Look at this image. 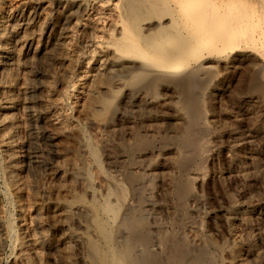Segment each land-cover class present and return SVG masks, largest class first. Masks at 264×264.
<instances>
[{
	"label": "bare ground",
	"instance_id": "bare-ground-1",
	"mask_svg": "<svg viewBox=\"0 0 264 264\" xmlns=\"http://www.w3.org/2000/svg\"><path fill=\"white\" fill-rule=\"evenodd\" d=\"M103 3L64 6L59 15L67 19L65 31L58 38L60 17L45 10V0H0V175L20 212L15 225L0 206V252L14 243L15 264H41L46 249L54 252V264H184L177 259L171 220L164 215L162 223L159 217L170 209L152 197L138 202L141 191L129 192L110 177L99 141L76 117L86 111L90 123L107 126L122 100L136 107L143 101L166 103L167 98L157 96L162 91L179 95L187 113L200 90L219 96L223 107V93L214 82L221 80L222 86L231 72L244 73L240 91L264 99V0ZM75 46L89 50L77 55ZM247 106L251 111L256 103ZM236 110L245 111L243 105ZM76 133L71 142L76 153L66 161L69 175L58 172L61 180L53 193L41 188L46 206L19 203L18 195L35 187L34 177L51 172L54 163L45 161L51 149L44 142L60 158L59 136L68 139ZM184 144L188 148L193 141ZM93 166L110 184L106 189H96ZM77 182L82 189L75 188ZM46 221L52 233L44 229Z\"/></svg>",
	"mask_w": 264,
	"mask_h": 264
},
{
	"label": "rangeland",
	"instance_id": "rangeland-1",
	"mask_svg": "<svg viewBox=\"0 0 264 264\" xmlns=\"http://www.w3.org/2000/svg\"><path fill=\"white\" fill-rule=\"evenodd\" d=\"M114 1L45 0V10L57 19L64 6L90 2L96 7V4ZM59 19L58 29L56 28L58 38L64 34L67 20L66 17ZM75 34L78 37L79 32ZM100 34L98 33V39L102 37ZM82 47L75 46L77 55L89 50V47ZM74 64L77 66L78 63ZM36 66L33 69L37 68ZM242 79L244 73L239 76L238 73L231 72L222 86H218L221 80L214 82L215 87L223 93L226 104L223 107L219 106V96L200 90L193 99V111L190 109L191 112L187 113L179 103V95L172 91H162L163 93L157 96L167 98L166 103L155 101L152 105H146L143 101L136 107L130 100H122L123 103L113 115V121L107 123V126L90 123L86 119V111L76 117L80 127H87L86 132H90L88 133L93 137L92 140L99 141L105 156L103 166L105 171L109 172L108 175L111 173L110 177H116L115 179L124 185L126 190L129 189V192L131 189L141 191L138 202L144 204L152 197L156 204L170 209V213H159V217L162 223L167 221V217L168 221L171 220L173 234L176 232L174 242L177 246V259L184 264H264V99L240 91ZM252 102L256 103V108L250 111L247 105ZM240 105H243L246 112L236 110ZM42 130L44 128L39 129L40 133ZM76 135L77 133L68 139L62 134L59 136L56 150L59 154L60 151L63 152L60 158H57L55 152H51L53 148L44 142L46 149H51L47 156L45 155V161L54 163L51 172L34 177L31 182L35 187L20 193L17 197L19 203L30 202L33 205L38 203L41 207L46 206L41 188H48L50 191L47 190L53 193L61 180L58 172L62 170L65 176L69 175L66 161L76 153L71 146ZM189 141H193V145L185 148L184 143ZM184 155L186 158L183 159V164H179V158ZM3 158L0 152V169ZM117 158L124 161L119 162ZM92 170L96 175V189L104 190L110 186L100 171L94 166ZM0 179V206L3 208V215L18 225L19 208L10 197L15 194L5 185L1 175ZM74 186L76 189H82L78 182ZM151 187L155 188L149 190ZM28 223L31 224L30 219ZM44 229L50 233L54 231L48 221L44 222ZM4 247L0 252V264H15L17 251L14 243ZM39 257L41 264H54L53 251L41 250ZM35 263L40 264L39 261Z\"/></svg>",
	"mask_w": 264,
	"mask_h": 264
}]
</instances>
